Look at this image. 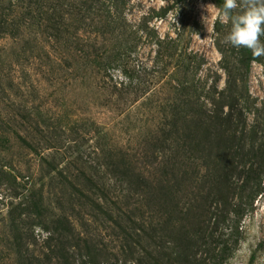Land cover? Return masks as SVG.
Instances as JSON below:
<instances>
[{"label": "rangeland", "instance_id": "obj_1", "mask_svg": "<svg viewBox=\"0 0 264 264\" xmlns=\"http://www.w3.org/2000/svg\"><path fill=\"white\" fill-rule=\"evenodd\" d=\"M218 8L0 0V264H264V56ZM190 111L216 122L186 152Z\"/></svg>", "mask_w": 264, "mask_h": 264}, {"label": "trees", "instance_id": "obj_2", "mask_svg": "<svg viewBox=\"0 0 264 264\" xmlns=\"http://www.w3.org/2000/svg\"><path fill=\"white\" fill-rule=\"evenodd\" d=\"M213 2L218 6L221 7L223 4V0H213ZM163 42L160 40L159 41V46L161 47ZM207 111H201V112H196V111H190L189 113L186 114L185 117V124L184 128L181 129V132L177 129L168 131L169 133L172 132V134H168L167 139L170 140L173 143L177 142L179 146L182 148L183 143L186 144L184 150L186 152H190L193 150L194 147H196V144L199 139H201V136L206 137L207 133L210 134V130L212 128V125L216 122L214 121L215 118L213 119L211 115H208L206 113ZM205 116V117H204ZM204 117V121L201 120V118ZM213 119L212 121L209 122L210 119ZM214 122V123H213ZM204 125V126H203ZM177 128V127H176ZM198 145V144H197ZM264 154V153H262ZM264 158V157H263ZM170 166L175 167L176 163L173 165L166 166L169 168ZM166 169V168H165ZM221 169L222 170V175L218 177L222 178L224 180L229 179L230 176L226 172L228 170V167H223L217 165V170ZM167 176L166 174L159 180H156L153 182V187L155 188L154 190L157 192L162 191L166 187V183L169 181L168 179L166 180ZM231 185L232 187L237 188L235 183H232V178H231ZM242 192L244 193V196L248 198L247 200V206L249 208L253 209L255 199L262 194L264 190V159L261 161V163L258 165L257 168L252 166L250 169L246 171V175L243 179V184H242ZM72 227V226H71ZM65 229V228H64ZM50 230V229H49ZM75 229L69 230L71 233H75ZM221 260V259H219ZM198 264H206V262L200 261ZM216 264H220L216 263Z\"/></svg>", "mask_w": 264, "mask_h": 264}, {"label": "clouds", "instance_id": "obj_3", "mask_svg": "<svg viewBox=\"0 0 264 264\" xmlns=\"http://www.w3.org/2000/svg\"><path fill=\"white\" fill-rule=\"evenodd\" d=\"M216 20L230 24L224 43L246 48L254 58L264 56V43L260 40L264 36V0H223L216 10Z\"/></svg>", "mask_w": 264, "mask_h": 264}]
</instances>
